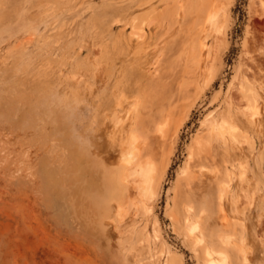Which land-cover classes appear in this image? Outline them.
Wrapping results in <instances>:
<instances>
[{
	"label": "rangeland",
	"instance_id": "374dc122",
	"mask_svg": "<svg viewBox=\"0 0 264 264\" xmlns=\"http://www.w3.org/2000/svg\"><path fill=\"white\" fill-rule=\"evenodd\" d=\"M209 256L264 264V0H0V264Z\"/></svg>",
	"mask_w": 264,
	"mask_h": 264
},
{
	"label": "bare ground",
	"instance_id": "6f19581e",
	"mask_svg": "<svg viewBox=\"0 0 264 264\" xmlns=\"http://www.w3.org/2000/svg\"><path fill=\"white\" fill-rule=\"evenodd\" d=\"M157 8V7H156ZM161 10V9H160ZM160 15V14H159ZM161 15H162V13H161ZM168 16V15H167ZM175 16H177V15H175ZM175 16H173V17H175ZM158 17V16H157ZM157 19V18H156ZM163 24H164V22H163ZM165 26V25H164ZM163 26V27H164ZM191 31V30H190ZM151 34H152V32H150ZM150 34V35H151ZM199 36V35H198ZM195 38V37H194ZM198 42L199 43H202L203 42V40H202V37L200 36L199 38H198ZM253 94V93H252ZM253 98V97H252ZM124 105L125 104H123V102L120 100V101H117L116 103H114V110H115V113H114V117H115V124H117L118 125V127H119V129L123 132L127 127H136V126H138L139 125V123H140V121L137 119V118H132V119H129V120H126V117H125V114H123V113H121L122 112V109L124 108ZM114 125V124H113ZM147 127H149L150 126V122H146V124H145ZM225 126V125H224ZM155 128H157L156 126H155ZM154 128V129H155ZM227 128V127H226ZM4 129V128H3ZM52 129V128H51ZM153 129V130H154ZM11 130V129H10ZM51 131V130H50ZM32 132H33V130H32ZM30 133V132H29ZM36 133H37V131H36ZM43 133V132H42ZM42 133L41 134H39V141H40V138L43 136L42 135ZM49 132H48V130H47V134H48ZM44 134V133H43ZM122 135L120 136V140H119V143L121 144V145H123V147H122V156L120 157V159H119V165H120V167L122 168V171H123V173H122V175H121V181H122V186L120 185V186H118V189H119V191L121 192V194L119 195V197L117 198L118 199V202H117V205H118V207L119 208H122L123 209V205H122V203H124V201H126V200H129L130 198H131V194L133 193V191L136 189L137 190V187H138V191H140V181H141V179L144 181L145 179H146V174L145 173H143V170H144V168H143V166H142V164H141V162L139 161V156H138V153H135L134 154V152L130 149V151H128L127 152V149L129 148V147H131L130 145H129V143H127L128 141H126V140H128L129 138H126L125 139V136L123 135V133H121ZM38 135V134H37ZM134 136V134H131V136ZM36 136V135H35ZM50 136V134H48V136H47V138ZM51 136H53V135H51ZM50 136V137H51ZM45 137V136H44ZM56 137V136H55ZM27 138H28V136L26 137V140H27ZM56 138H58V137H56ZM56 138H54V140H56ZM36 138H34V140H35ZM42 139H43V137L41 138V141H42ZM31 140H33V137L31 138ZM53 140V138L50 140V141H54ZM30 141V138H28V141L27 142H29ZM44 141L45 140H43V143H44ZM48 142H49V139L47 140ZM57 141V140H56ZM33 142H35V141H33ZM33 142H31V144L33 143ZM38 142V141H37ZM48 142H46L47 144H48ZM42 143V142H41ZM29 144V143H28ZM31 144H29V146H31ZM33 144H35V146H34V149H33V147H31L30 148V150L31 149H33V150H37V145L36 144H38V143H33ZM40 144V143H39ZM38 144V145H39ZM43 146V144H40V147L38 146V148H41L42 146ZM36 147V148H35ZM45 147H47V146H45ZM33 150H31V152L33 151ZM41 150V149H40ZM37 151H39V149L37 150ZM35 152V151H34ZM227 152H228V150H227ZM37 156H39L38 154H37ZM40 157V156H39ZM41 157H42V155H41ZM134 161V164L136 165L135 166V169H136V171H137V173L132 177V178H129V174L131 173V172H133V171H130V170H128V172H127V170L126 169H128V166L131 164V162H133ZM144 178V179H143ZM134 182V183H137V187L135 188V186H134V184H131L132 182ZM144 183H145V181H144ZM144 183H141V184H144ZM223 184H225V183H223ZM227 184V183H226ZM143 186V185H142ZM142 186H141V188H142ZM222 190V189H221ZM227 190H229V188L227 189ZM227 190L226 191H224V190H222L223 191V193H226L227 192ZM137 191V192H138ZM221 200H224V195H222V192H221ZM135 199V195H134V198H133V200ZM137 200V199H136ZM136 200H134V201H136ZM130 201V200H129ZM139 200H137V202H138ZM137 202H135V205L137 204ZM134 203V202H133ZM224 207H222V209H223ZM121 210V209H120ZM209 263L210 264H215V260L214 259H212L211 258V256H209Z\"/></svg>",
	"mask_w": 264,
	"mask_h": 264
}]
</instances>
